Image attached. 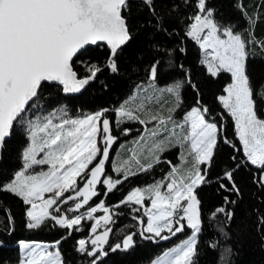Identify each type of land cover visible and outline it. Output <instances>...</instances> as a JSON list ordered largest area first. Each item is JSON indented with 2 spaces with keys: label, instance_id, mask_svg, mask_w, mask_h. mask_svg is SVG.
Here are the masks:
<instances>
[{
  "label": "snow or ice",
  "instance_id": "1",
  "mask_svg": "<svg viewBox=\"0 0 264 264\" xmlns=\"http://www.w3.org/2000/svg\"><path fill=\"white\" fill-rule=\"evenodd\" d=\"M134 5L157 36L175 37L171 25L184 19L182 35L198 45L202 54L199 64L207 76L215 79L227 74L228 81L216 98L222 109L219 116L212 117L211 109L201 103L191 69L177 62L179 54L185 52L179 47L171 52L157 51L169 56L170 67L182 79L169 84L171 75L161 71V60L154 59L144 70L147 85H137V92L112 110L113 120L106 117L107 108L79 118L68 117L63 109L27 118L39 107L46 88L81 93L101 73L120 71V55L135 40L129 24ZM234 7L240 13L239 23L226 26L217 20L210 0H0V152L17 124L26 135L20 154L22 166L6 181L0 180V193L14 196L25 206L27 229L52 221L71 235L82 230L83 221L95 220L90 225L91 238L79 239L75 250L88 264H103L102 258L109 251L131 248L135 233L106 249L112 231L107 225L114 222L113 214L103 200L95 206L90 201L112 193L129 176L149 172L165 162L164 153L179 148L183 149L179 164L166 161L170 170L162 180L130 191L120 204L139 205L135 212L143 209L147 221L140 235L144 239L169 240L190 231L187 239L153 264H193L204 226L200 192L214 186L221 204L208 219L223 215L229 223L235 218L232 206L238 199L234 198L243 196L238 172L248 171L251 183L264 193V84L256 82L249 72L251 49L258 46L264 50V40L254 34L259 14L250 12L242 0H234ZM256 7L264 8V0ZM100 44L107 48L104 64L87 63L83 74L79 72L77 62H83L90 46ZM185 87L198 95L193 106L180 112ZM226 118L233 123L234 139L223 134ZM128 122L144 126L145 134L129 150L128 159L113 164L111 170L117 174L113 179L106 170L118 140L113 129ZM120 131L128 135L131 129ZM221 145L232 151L213 176ZM41 166L47 170L33 171ZM70 202L71 207L62 208ZM85 206L87 210L80 212ZM101 211L104 215L97 218L94 214ZM68 213L80 214L70 217ZM5 216L9 224L14 222L10 210ZM139 222L145 225L143 219ZM102 224L104 230L98 233ZM256 225L264 233V212L260 210ZM220 232L227 235L223 228ZM18 243L23 257L20 264H66L60 241Z\"/></svg>",
  "mask_w": 264,
  "mask_h": 264
},
{
  "label": "trees",
  "instance_id": "2",
  "mask_svg": "<svg viewBox=\"0 0 264 264\" xmlns=\"http://www.w3.org/2000/svg\"><path fill=\"white\" fill-rule=\"evenodd\" d=\"M242 2L250 12L259 14L260 19L254 28V34L258 39L264 40V8L256 7L262 0H242ZM210 6L216 9V18L220 23L226 26L231 23H239L240 13L234 7V0H210ZM146 19L147 17L142 15L134 5L129 15V24L133 28L135 40L121 53L120 71L118 73H101L93 84L77 96H66L56 88H46L38 101L39 107L34 108L27 118L40 111L50 113L61 109L67 112L68 117L79 118L107 108L110 111L106 113V117L113 120L112 110L129 96L135 94L137 85L147 84L144 70L149 67L154 59L161 60V71L171 75V79L167 81L169 84L173 80L182 79V75L170 67L169 56H161L157 51L159 49L160 52L165 50L171 52V49L179 47L185 48V52L179 54L177 62L183 64L185 68L191 69V81L199 89L201 103L211 109L212 117H218L222 109L216 98L222 94V88L228 81L227 74L215 79L207 76L199 64L202 54L198 45L182 35L185 30L184 19L171 25L176 32L175 37L157 36L151 30V25L145 23ZM251 51L252 61L249 63V72L256 82L264 84V58H262L264 57V50L254 46ZM87 53L86 56L82 57L83 62L76 64L77 70L82 74L84 64H104L107 48L106 46H99L87 50ZM173 55L175 54L173 53ZM197 95L191 87H185L182 91L184 103L179 111H186L190 106H193ZM124 127L131 129L128 135H124L120 131ZM223 128V134L234 139V128L230 118L224 119ZM142 131L141 125L135 122L114 126L113 135L118 136V140L113 145L110 153L111 162L106 169L113 179L117 178V174L113 173L111 169L119 151L124 156H129V150L133 147L132 144ZM25 141L24 128L17 124L13 136L6 143L3 151L0 180L6 181L21 168L20 154L25 146ZM231 151L229 147L221 145L216 157L217 165L213 169V176L226 164ZM170 152L163 154L162 161L165 162L156 165L149 172L129 176L112 193L101 195L90 201V205L95 206L100 200H103L105 206L111 209L114 221L110 227L113 229L111 246L121 243L125 236L135 233L134 245L131 248L120 249L115 252L109 251L108 255L102 258L103 264H152L190 235V231L186 230L169 240L144 239L140 232L146 226L147 217L144 216L142 209L140 212H135L133 209L139 208L137 205L120 204V201L130 191L155 184L167 175L170 166L166 161L177 164L180 149L173 148ZM237 182L243 189V196L234 198L238 199V203L232 206L235 210V218L230 223L225 220L223 215L217 216L214 220L208 219L211 212L221 204L220 195L215 191L214 186H206L200 192L204 226L199 236L197 254L193 257V264H264V233H261L256 225L257 210L264 212V207H262L264 205V193L259 192L257 187L251 183V174L246 170L238 172ZM98 191H102V189L98 188ZM66 195L68 194L66 193ZM71 206L72 202L63 205L62 208L66 209ZM24 208L25 206L19 199L7 193H0V242L2 243L0 245V264L20 263L22 259L18 243L20 240L45 243L60 241L59 250L66 264H88L87 259L75 249L79 239L90 237L92 221H83L82 230L74 231L71 235L67 234V229L56 226L52 221H47L38 229L29 230L25 226ZM87 208L88 206H85L80 212L86 211ZM6 210H10L11 216L14 218L12 224H9L6 219ZM78 214L80 213H68L70 217ZM140 219L145 221V225L140 224ZM221 228L227 233L226 236L220 232ZM213 243L216 244V247L211 246ZM226 249H230V252H226Z\"/></svg>",
  "mask_w": 264,
  "mask_h": 264
},
{
  "label": "rangeland",
  "instance_id": "3",
  "mask_svg": "<svg viewBox=\"0 0 264 264\" xmlns=\"http://www.w3.org/2000/svg\"><path fill=\"white\" fill-rule=\"evenodd\" d=\"M147 84H145V86H146ZM136 92H137V89H136ZM149 92H150V90H149ZM64 110V109H63ZM65 111V110H64ZM54 112H56V113H59V111H54ZM66 112V111H65ZM50 113H52V112H50ZM50 113H44V112H37V114H35V115H33V116H31L30 117V119H36L38 116H46V115H49ZM31 114V112L29 113V115ZM66 114H67V112H66ZM175 115V114H174ZM68 116V115H67ZM141 127H142V132H141V134L140 135H142V134H145V130H144V126H142L141 125ZM149 128H151L152 127V125H149L148 126ZM140 135H139V137H140ZM139 137L136 139V141L139 139ZM136 141L132 144L133 145V147L135 146V144H136ZM132 147V148H133ZM131 148V149H132ZM172 149L173 148H171L170 150H169V152L170 151H172ZM181 152H183V149H180V153ZM171 153V152H170ZM179 153V154H180ZM128 157L129 156H124L123 155V153L122 152H120L119 151V153H118V155L116 156V158H115V163L117 162V161H123V160H125V159H128ZM114 163V164H115ZM180 163V161H179V158H178V163L177 164H179ZM40 170H47V166H41V167H38V168H36V169H34L33 171H40ZM153 185V184H152ZM145 204L147 205V206H150V202L149 201H145ZM138 207H140L139 205H137ZM142 211H143V209H142ZM97 218H99L100 216H103L104 215V213L101 211V212H97L96 214H94ZM92 221V223L94 224L95 223V220H91ZM111 225H112V223L111 224H109V225H107V227H111ZM104 225L102 224V226L98 229V232H101V231H103L104 230ZM89 238H91V232H90V237ZM183 242V241H182ZM181 242V243H182ZM180 244V243H179ZM178 244V245H179ZM177 245V246H178ZM163 256V255H162ZM161 257V256H160ZM23 258V257H22ZM20 264V263H19ZM153 264V263H152Z\"/></svg>",
  "mask_w": 264,
  "mask_h": 264
},
{
  "label": "water",
  "instance_id": "4",
  "mask_svg": "<svg viewBox=\"0 0 264 264\" xmlns=\"http://www.w3.org/2000/svg\"><path fill=\"white\" fill-rule=\"evenodd\" d=\"M99 46H106V45H104V44H100ZM99 46H90L89 48H88V50L89 49H92V48H96V47H99ZM84 90H82V92H83ZM81 92V93H82ZM81 93H68V94H65L64 93V95H66V96H77V95H79V94H81ZM10 140V139H9ZM8 140V141H9ZM7 141V142H8ZM6 146V145H5ZM4 149H5V147H4ZM4 149H3V151H4ZM3 151L2 152H0V165H1V163H2V158H3ZM102 232V231H101ZM99 233V232H98ZM112 236H113V229H112V231H111V233H110V235H109V238H108V245H105V248L107 249L108 248V246L111 244V240H112ZM0 245H2V243L0 242Z\"/></svg>",
  "mask_w": 264,
  "mask_h": 264
}]
</instances>
